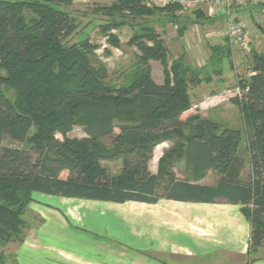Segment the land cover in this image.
<instances>
[{
  "label": "trees",
  "instance_id": "obj_1",
  "mask_svg": "<svg viewBox=\"0 0 264 264\" xmlns=\"http://www.w3.org/2000/svg\"><path fill=\"white\" fill-rule=\"evenodd\" d=\"M72 1L0 0V247L23 242V214L39 193L117 204L240 205L251 227L250 256L264 239V52L250 49L254 74L240 79V97L230 98L240 110L243 129L198 113L182 119L192 108L189 84L209 82V70L221 74L224 59L231 57L226 41L209 46L206 65L193 68L183 55L169 62L163 39L144 28L128 41L138 51L136 68L114 84L94 44L88 39L65 43L78 24L60 7ZM25 9L31 13L27 20ZM104 10L110 20L102 29L115 46L112 31L149 12L145 0H116ZM196 16L207 19L201 11ZM150 61L162 65V83L152 78ZM76 126L84 137L69 136ZM243 132L247 181L241 178L239 157ZM5 137L27 149L2 146ZM105 137H111L109 147L102 142ZM165 141L172 146L153 174L149 161ZM177 159L184 166L182 176L176 174ZM102 161H120V172L112 174ZM209 172L218 180L200 183Z\"/></svg>",
  "mask_w": 264,
  "mask_h": 264
},
{
  "label": "rangeland",
  "instance_id": "obj_2",
  "mask_svg": "<svg viewBox=\"0 0 264 264\" xmlns=\"http://www.w3.org/2000/svg\"><path fill=\"white\" fill-rule=\"evenodd\" d=\"M115 1L73 0L70 5L60 7V9L68 11L78 24L77 30L68 37L65 43L72 44L88 39L94 44L96 46L95 54L105 64L109 79L114 84H121L124 77L132 73L136 68L138 51L134 46L128 45V41L134 32H141L144 28H153L163 39L169 51V62L183 55L185 62L193 68H201L206 65L208 57L210 56L209 46L224 42L223 34L226 28L225 15L208 17L206 11H204L203 14L207 19L203 20L201 17L197 18L196 14H179L177 10L170 13L157 10V6L146 3L149 12L141 16L137 15L136 17L128 18V21L123 23L122 27L112 31L118 45H111L107 38L108 34L103 31L102 27L110 20L107 15L108 11L106 12L104 9L111 6ZM263 8L264 3L261 4L260 14H263ZM23 12L26 20L29 19L31 16L30 11L25 9ZM117 20L120 19L117 18ZM250 26H252L250 29L254 31V36H256L254 37L255 44L260 45L259 47L255 45L256 48L264 49L263 31L259 32L256 24L252 25L251 23ZM181 27L184 28L179 30ZM259 40L262 41L259 42ZM246 42L247 39L245 37L243 42L244 49ZM249 52L250 50L248 48L246 50L237 48L235 52L232 51L231 57L228 60L224 59L221 74H216L212 70H209L208 74L211 76L209 82H199L195 85L189 84L188 92L191 98V109L194 113L200 115L197 107H199L198 105L202 101H207L204 106L206 104L211 106L214 102L212 100H219L223 105L221 106L218 103L219 106L213 109L214 112L210 113V118L219 122L221 126L243 129V120L239 108L235 104H229L228 101L234 93L235 86L238 84L237 82L240 79H247L248 67L245 63V55ZM149 63L152 78L155 82L162 83L164 80L162 65L157 61H150ZM226 70L230 71V75L232 76L228 81L224 78L227 72ZM220 79L226 82L223 85L215 83L216 81H220ZM212 80H214L213 84L210 83ZM218 86L221 87L218 89ZM186 133L187 131H185ZM56 136L61 139L60 135L57 134ZM69 136L82 138L85 134L82 128L76 126ZM102 142L109 147L111 137L103 138ZM2 146L27 149L25 144L11 140L8 137L4 138ZM171 146L172 144L169 141H165L163 145L154 149L148 165L149 170L156 171L162 150L167 151ZM245 146L246 139L245 133L243 132L239 157L243 160L241 178L247 181L250 169ZM179 151L178 154L180 156L182 151ZM32 155L34 156L33 153ZM180 163V159H177V167L175 169L177 174H183L184 166ZM101 164L108 168L114 175L120 172V161H102ZM65 174L66 172L63 173L64 176ZM218 178L219 176L214 172H209L203 182L214 184ZM159 207H150L138 203H98L90 200L65 199L57 196L34 193L33 201L28 205L23 214V219L26 221V227L23 231V241L25 246L30 247V250L28 249L27 252L35 250L33 253L37 254L35 256H39V263L35 259L34 264H48L46 259H55L53 252L48 250L52 246L78 252V256L88 250L93 251L94 256L100 255L101 252H109L111 254V264H133L134 255L142 254L140 251L135 250L134 246L140 247L138 241L141 240L147 244L148 241L141 239V237L148 238L149 215L156 212V210H160ZM66 208L68 210L72 209L74 220H70L69 216L65 215L64 210ZM45 209L52 210L53 213L56 212L55 214L59 216L61 215L66 221V224L64 226L59 225L60 223L55 221L57 219L51 216L43 217L42 215L45 213L42 214L41 212ZM186 230L191 231V234H194L193 231L204 236H209L208 234H210L207 229L203 228L189 227ZM174 235L177 234L174 233ZM139 236H141V240ZM24 244L15 242L0 247V255L3 256L4 264H18V256L23 252ZM249 244L250 236L248 246ZM246 257L247 264H249L250 260H264V239L261 245L256 247L250 256L247 255ZM168 259L175 261L172 257ZM235 259H238L240 262L239 259L241 257L239 256ZM70 262L71 264H85V261L80 259V257Z\"/></svg>",
  "mask_w": 264,
  "mask_h": 264
},
{
  "label": "crops",
  "instance_id": "obj_3",
  "mask_svg": "<svg viewBox=\"0 0 264 264\" xmlns=\"http://www.w3.org/2000/svg\"><path fill=\"white\" fill-rule=\"evenodd\" d=\"M260 7L261 4L244 10V12H242L243 18L248 22V16L255 12L259 13ZM250 28L251 26L249 25L246 34L247 42L245 44V50L248 48V50L255 49L259 52H264V49L256 48V46L259 47L260 45L258 46L255 44L254 37L256 36H254V31ZM260 41L262 40H259V42ZM226 71L224 78L228 81L232 76L230 75V71ZM226 81L220 79V81H216L215 83L223 85ZM210 83L213 84L214 80ZM220 87L221 86H218V89ZM212 101L214 102L211 106H209V104L204 106L207 101H202L197 108L199 109L201 117L217 122L210 118V113L214 112L213 109L217 108V106H222L223 103L215 99ZM228 102L229 104L234 105L230 102V99ZM193 113L194 111L190 109L183 114L182 119ZM163 144L164 143L160 145ZM160 145L156 146L155 149ZM164 151L165 150H162L160 157ZM156 171L153 172L150 170L153 174H155ZM177 175L182 176V173ZM203 180L200 181V183H204ZM93 202L99 203V201ZM138 204H145L150 207L160 206L161 208L159 207L160 210H156V212L149 215L148 238L139 236V239L141 237V239L147 240L148 242L145 244V242L140 239L141 241H138L140 247L134 246L135 250L140 251L142 254L134 255L133 264H247L246 256L248 239L250 236V224L242 214L240 205L229 204L226 202L193 203L173 200H161L156 204ZM64 211L66 213L65 215H68L70 220H74L72 209L68 210L66 208ZM41 213H45L42 215L43 217L51 216L56 218L57 220H54L60 223L59 225L64 226L66 224L64 218L61 215L60 217L58 214H55L56 212L53 213L52 210L45 209ZM189 227L207 229L210 234H208L209 236H204L195 231H193L194 234H191V231L186 230L189 229ZM174 233L177 235H174ZM22 243L24 244V241ZM28 249L30 250V247L25 246L24 244L23 252L18 256V264H34L35 259L37 260V263H39V256H35L37 254L33 253L35 250H32L31 254V252H27ZM48 250L53 252L55 257V259H46L48 264H71L70 261L77 260L78 257L84 260L85 264H111V254H109V252H101L100 255L94 256L93 251L86 250L87 252L84 254L81 253V255L78 256V252L71 251L70 249L66 250L52 246ZM24 251H26V253H24ZM26 254L29 255L26 256ZM239 256L241 257V259H239L240 262L238 259H235ZM169 257L174 258L175 261L169 260ZM249 264H264V260H252L249 261Z\"/></svg>",
  "mask_w": 264,
  "mask_h": 264
},
{
  "label": "built area",
  "instance_id": "obj_4",
  "mask_svg": "<svg viewBox=\"0 0 264 264\" xmlns=\"http://www.w3.org/2000/svg\"><path fill=\"white\" fill-rule=\"evenodd\" d=\"M145 3L157 7L175 5L179 8V14H196L197 11H201L202 13L206 11L208 17L225 15L226 28L223 34L224 40L233 52H235L237 48L245 50L243 48V42L247 34L246 30L251 23L252 25L256 24V28L259 32L264 30V8L262 9L263 14L255 12L248 16V22L242 15L244 10L258 6L260 3L263 4L264 0H145ZM245 56V63L248 67L247 78H249L254 72L251 71L250 68L249 53ZM240 95L241 87L237 84L232 97H240Z\"/></svg>",
  "mask_w": 264,
  "mask_h": 264
}]
</instances>
